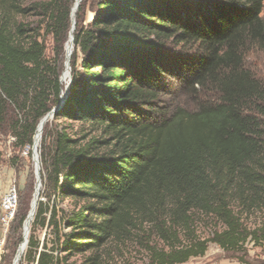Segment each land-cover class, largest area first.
Instances as JSON below:
<instances>
[{"label":"trees","instance_id":"1","mask_svg":"<svg viewBox=\"0 0 264 264\" xmlns=\"http://www.w3.org/2000/svg\"><path fill=\"white\" fill-rule=\"evenodd\" d=\"M73 3L0 0V131L7 125L16 147H32L39 120L54 108L53 120L99 131L51 136L45 123L43 200L20 262L77 264L69 259L79 255V264H101L109 242L145 227L157 240L145 244L147 264H184L208 243L233 253L249 242L264 246V226L250 231L241 220L264 211V83L245 65L248 53H264V0H81L61 100L57 58ZM173 81L192 108L161 101ZM210 221L222 230L204 239L197 226ZM37 229L51 239L40 242Z\"/></svg>","mask_w":264,"mask_h":264},{"label":"rangeland","instance_id":"2","mask_svg":"<svg viewBox=\"0 0 264 264\" xmlns=\"http://www.w3.org/2000/svg\"><path fill=\"white\" fill-rule=\"evenodd\" d=\"M75 1V0H74ZM74 4V3H73ZM92 13L90 11L86 12L85 22L87 23L91 17ZM264 15V7H263ZM33 23V21H32ZM36 24H33L35 26ZM41 40L44 43L46 57L50 61H54L56 55L54 54V45L50 36H46L43 28L40 30ZM69 38V36H68ZM69 40V39H68ZM67 40V42H68ZM66 42V43H67ZM66 43L63 48V54L57 58V62L60 66V82L63 86V93L65 95L71 84V66L70 60L73 54V43L72 50L69 57V75L66 77ZM192 52V51H191ZM80 60H78V63ZM246 67L252 71L258 79L264 83V53L263 52H250L247 54L245 59ZM170 87L172 92L170 95H165L162 97L161 101L167 103L170 99L175 100V105L185 106L186 108L193 107L192 98L187 95L186 90L182 83L171 82ZM161 98V97H160ZM9 112L14 111L12 108L8 109ZM15 113V112H14ZM17 115V113H16ZM13 114L9 116L8 126L11 122L15 121ZM50 133L51 136L61 129H66V131L73 136H81L83 133H91L90 136L99 135V131L90 130V127L85 126L78 122H69L63 119L53 120L50 119ZM45 125V124H44ZM44 125L36 132L35 137L38 139V155L40 146V137L42 136V131ZM7 128V129H6ZM6 128L0 131V202L4 194L8 191L11 185H14L17 196L16 209L7 224L2 222V216L4 215L0 205V264H13L16 257V253L19 252L21 244L23 242V222L30 212L31 202L33 199V194L36 185L35 178V168L32 156L31 147L19 148L15 146V138L11 135L10 130L7 125ZM40 163V162H39ZM40 179H41V167H40ZM42 184V181H41ZM42 190V185L39 192V200H43L40 197ZM24 203V220L17 217V212L20 207V201ZM70 202L65 200L62 202L63 207H70ZM235 211L238 209L236 205L234 206ZM243 226L250 231L264 226V211H254L249 215L242 216ZM32 226V223H31ZM31 226L29 225L30 231L29 236L32 234ZM222 227L219 223L210 221L205 225L197 226V234L204 238L209 239L214 231H221ZM68 230H65L67 232ZM34 235L40 242L44 239H51L49 232L45 229H37ZM148 241L157 242L155 236L149 232L147 227L144 230L138 232L137 236L125 241L124 243H119L115 241L109 242L102 250V263L101 264H147L148 256L145 249V244ZM40 251V249H39ZM25 253V252H24ZM23 253V255H24ZM22 255V257H23ZM21 257V259H22ZM238 258H242L249 264H264V246L254 245L253 242L247 243L240 253L225 252L220 249L217 245L213 243H208L207 250L202 257L191 258L184 264H220L222 262H238ZM20 259V261H21ZM19 261V264H22ZM69 262H76L79 264L81 262V256L76 255L69 259ZM240 263V262H238ZM242 264V263H240Z\"/></svg>","mask_w":264,"mask_h":264},{"label":"water","instance_id":"3","mask_svg":"<svg viewBox=\"0 0 264 264\" xmlns=\"http://www.w3.org/2000/svg\"><path fill=\"white\" fill-rule=\"evenodd\" d=\"M81 0H75L74 4L72 6V10H71V29L69 32V37L70 40L73 43V31H74V26H75V15L74 13H76L79 3ZM69 39V38H68ZM69 57H70V53L67 54L66 53V70L68 72L67 76L69 75ZM62 97H64V93L61 96V100ZM57 108L52 109L49 113H47L44 117H42L37 126H36V131L39 125H44L48 120L52 119L54 116V113L56 112ZM36 135V132H35ZM35 135L33 137V143H32V147H31V151H32V156H33V161H34V168H35V178H36V185H35V190H34V194H33V207H31L33 209V219H34V215H35V211H36V207H37V203L39 201V192H40V188H41V179H40V163H39V155H38V142L36 141ZM41 138V137H40ZM27 221V217L25 218L24 222H23V227L25 225ZM29 231L30 228L27 231V238L24 239V243H23V250L21 251V253L18 254V252L16 253L17 258H15V261H20L23 253L25 252L27 245H28V236H29Z\"/></svg>","mask_w":264,"mask_h":264},{"label":"built area","instance_id":"4","mask_svg":"<svg viewBox=\"0 0 264 264\" xmlns=\"http://www.w3.org/2000/svg\"><path fill=\"white\" fill-rule=\"evenodd\" d=\"M16 204H17L16 190L14 185H11V187L4 194L0 202L1 209L4 214L2 216L3 223L7 224L9 222L16 209Z\"/></svg>","mask_w":264,"mask_h":264},{"label":"bare ground","instance_id":"5","mask_svg":"<svg viewBox=\"0 0 264 264\" xmlns=\"http://www.w3.org/2000/svg\"><path fill=\"white\" fill-rule=\"evenodd\" d=\"M74 15H75V13H74ZM71 50H72V41L70 40V37H69V40H68V42L66 43V53L69 54V53L71 52ZM67 74H68V72H67V70H66V77H67ZM41 126H42V125H39V126H38L37 131L41 128ZM37 131H36V132H37ZM35 138H36V141L38 142L37 137H35ZM32 201H33V200H32ZM31 207H33V202H31ZM31 207H30V212H29V214H28V216H27V221H26V223H25V225H24V227H23V242H22V244H21V247H20V250H19L18 254L21 253V251L23 250L24 239L27 238V231H28V229H29V225H30V223H31V221H32V219H33V214H32V213H33V209H32ZM15 258H17V256H16ZM13 264H19V261H15V259H14Z\"/></svg>","mask_w":264,"mask_h":264},{"label":"crops","instance_id":"6","mask_svg":"<svg viewBox=\"0 0 264 264\" xmlns=\"http://www.w3.org/2000/svg\"><path fill=\"white\" fill-rule=\"evenodd\" d=\"M220 264H240V263H238V262H222Z\"/></svg>","mask_w":264,"mask_h":264}]
</instances>
